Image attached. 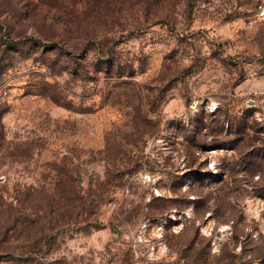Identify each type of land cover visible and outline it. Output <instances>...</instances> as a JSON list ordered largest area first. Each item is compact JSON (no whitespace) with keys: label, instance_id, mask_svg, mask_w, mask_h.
<instances>
[{"label":"rangeland","instance_id":"obj_1","mask_svg":"<svg viewBox=\"0 0 264 264\" xmlns=\"http://www.w3.org/2000/svg\"><path fill=\"white\" fill-rule=\"evenodd\" d=\"M0 264H264V0H0Z\"/></svg>","mask_w":264,"mask_h":264},{"label":"trees","instance_id":"obj_2","mask_svg":"<svg viewBox=\"0 0 264 264\" xmlns=\"http://www.w3.org/2000/svg\"><path fill=\"white\" fill-rule=\"evenodd\" d=\"M54 6L55 5H51V7H50V9H47V10H45V13H44V15H43V17L45 18V17H47V18H49L50 20H49V23H48V27H46V28H39V29H37L36 30V32H37V35L41 38L40 39V41H43V40H45L46 42H40L38 39H36V38H34V39H32V45H33V48L34 49H38L39 47H44L45 49H50V50H54V49H56V50H61V45H59L58 43L59 42H57V41H55V39L59 36L58 35V33L57 32H55L54 31V28H53V26H56L57 24L56 23H58V24H60L61 25V22H60V20H57V19H55V17H54V15H55V13H52L51 12V9H54ZM35 18H36V15L34 14V15H32L31 16V19H32V24H33V26L34 27H36L35 26ZM46 19V18H45ZM60 36H61V38H63V39H65V37L63 36V34H60ZM87 37L89 36V34L88 35H86ZM50 41V42H49ZM52 42V43H51ZM74 48H77V46L76 45H74V46H71L70 47V50L68 51V53H72L73 51V49ZM62 49H63V47H62ZM78 49V48H77ZM64 50V49H63ZM66 52V51H65ZM109 54H112V53H109L108 51H106L105 53H104V56L106 55H109ZM221 180V179H220Z\"/></svg>","mask_w":264,"mask_h":264}]
</instances>
